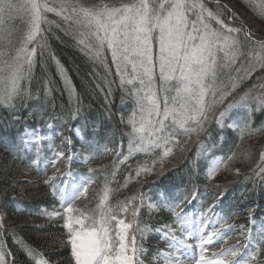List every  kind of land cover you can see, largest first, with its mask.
<instances>
[{
	"label": "snow or ice",
	"instance_id": "snow-or-ice-1",
	"mask_svg": "<svg viewBox=\"0 0 264 264\" xmlns=\"http://www.w3.org/2000/svg\"><path fill=\"white\" fill-rule=\"evenodd\" d=\"M246 6L264 20V0H247ZM49 14L59 19H50ZM239 20L232 7L220 0H0V108L15 113L27 108L28 101L39 99L31 85L34 69L44 66L47 54L56 65L69 104H74L66 115L49 119L64 123L87 119L71 78L51 51L49 41L55 30L70 36L75 47L106 73L111 74L114 67L121 104H132L126 117L120 113L126 153L122 140L119 148L112 150L115 154L110 168L104 166L98 189L96 168L88 167L87 175L61 172L57 165L65 152L49 144L51 157L45 162V172L49 163L55 172L43 183L59 207L54 204L49 210L41 206L38 214L48 220H63L66 241L60 243L70 246L72 264H145L149 252L145 241L153 233L166 248L152 253V264H264V220L257 224L249 210L247 226L237 229L235 222L229 223L235 214L217 211L226 190L199 213L183 207L202 195L198 190L192 191L191 199L185 193L183 199L175 201L166 193L154 200L141 190L113 202L114 194L129 182L167 175V162L177 150L194 152V159L185 158L182 163H192L197 171L199 161L205 160L204 175L209 182L222 170L241 175L238 168H232L233 163L250 161L253 152L242 148L240 142L264 135V124L254 126L255 114L264 112V38L247 25L237 24ZM254 74L256 82L241 91ZM101 79L105 83L97 87L102 91L107 87L105 103L111 119L114 81H108L107 75ZM53 83L44 81L45 97ZM213 125L218 129V140L213 138ZM74 130L80 131L79 127ZM228 131L236 133L235 148L239 151L230 146L228 154L215 155L227 142ZM50 139L33 129L26 130L21 143L27 150L35 147L39 158L42 143ZM64 143L71 149L70 137L61 141ZM94 155L93 146L85 143L66 159L72 162L82 158L87 165ZM140 155L145 159L137 160L124 184L113 188L119 166ZM249 171L245 183L251 181L254 187L264 184V148ZM213 187L219 190L222 186ZM81 200L91 201L92 206H77ZM144 209L149 218L153 211H167L171 222L159 227L145 223ZM17 228L0 211V264H17L6 242L8 237L29 264H52L19 235ZM232 233L237 237L229 243Z\"/></svg>",
	"mask_w": 264,
	"mask_h": 264
},
{
	"label": "trees",
	"instance_id": "trees-1",
	"mask_svg": "<svg viewBox=\"0 0 264 264\" xmlns=\"http://www.w3.org/2000/svg\"><path fill=\"white\" fill-rule=\"evenodd\" d=\"M232 1H235L240 8L251 11L246 6V0ZM252 14L264 25V20L256 17L253 12ZM49 17L50 19H57L54 14H49ZM240 23V20L237 21V24ZM49 43L51 51L55 53L72 80L79 99L82 101L83 113L87 119L69 123H64L61 119H49L52 116L62 117L66 115L69 108L73 107L74 104H69V96L64 91V84L56 70V65L45 54L44 66L38 65L34 69V80L31 85L33 95H39V99L28 101L27 108H21L15 113L0 108V211L6 213L8 222L18 226L19 235L41 250L52 261V264H72L70 246L66 243L63 245L60 243L66 241L65 230L62 228L63 220H48L38 214L41 206L51 210L54 204L58 207L59 203L54 200L48 187L43 183L45 178L37 181L25 179L26 177L32 179L38 172L36 168L30 165L31 159L26 151L19 150L22 131L24 127L45 129L47 124L52 123L57 131L55 144L58 146L59 144L62 145L61 141L69 134V127L79 126L86 143L91 144L95 150L90 167L98 170L97 174H94L98 177L95 185L98 189L102 186L104 166L110 168L115 154L112 150L118 149L122 140L123 149L126 153L127 138L121 136L124 126L121 124L119 115L122 112L126 117L127 114L123 112L125 107L121 104L122 93L119 90V78L115 75L114 67L111 68V74L106 73L103 67L94 65L75 47L70 36L58 30H55V34L51 36ZM108 59L110 62V54ZM97 72L99 76L96 75ZM105 75H107L108 81H114L112 84L113 94L110 98L113 101L111 119L107 115L109 106L105 103L104 93L107 91V87L105 86L103 91L97 87V84L105 83L101 79ZM255 75L250 78V81L244 83L241 91L246 90V88L251 87L252 83L256 82ZM46 79L54 82L52 91L47 97L43 95V83ZM30 112L33 115H29ZM261 124H264V112L256 113L254 116V126H260ZM212 131L213 138L218 140V129L215 125L212 126ZM225 135L227 142L222 145V150L218 147L215 155L228 154L230 146L239 151L235 148L237 143L236 133L228 131ZM240 144L242 148H250L253 156L250 161L241 159L233 163L232 168L240 170L241 175L239 176L234 171L222 170L220 172L224 175L221 178L222 180L218 179L217 176L216 179L209 182L204 175L207 167L206 161L203 159L199 161L197 171L192 163H182L185 158L194 159V152L181 153L177 150L167 162L169 169L167 175L164 177L152 175L141 178L139 182L131 181L127 187L119 188V191L113 196V202L138 194L141 190L146 195L152 196L154 200H159L161 195L166 193L171 201L183 199L185 193L191 199L192 191L198 190L202 195H199L194 202L198 201L199 198H203L209 206L214 203L215 197L219 195L220 191L226 190L227 194L222 204L217 207L218 211L234 213L233 217H236L242 212H249L247 210L251 208L261 207V213L264 215V184L257 183L254 187L251 181L244 182V176L251 175L249 170L259 160V152L264 148V135L245 138ZM105 149H108V151L104 153ZM144 159L145 157L140 155L130 160L128 164L120 165L116 178L117 182H114L111 186L117 188L123 185L124 177L135 167L137 160L143 161ZM3 165L8 168H2ZM129 165H131V168ZM216 184L222 187L217 190L213 187ZM13 195H16L15 200L12 199ZM89 195L91 196L92 193L90 192ZM86 204L89 207L92 206V202L89 200L77 202L79 207ZM186 205H183V207ZM143 220L154 227H159L161 224L170 223L171 216L167 211L161 210L159 212L153 211L151 218H149L148 210L144 209ZM6 242L15 254L17 264H29L25 255L13 244L11 237H8ZM145 246L149 249L145 257V264H152V253L158 248H166V244L160 240L159 235L154 233L149 235L145 241Z\"/></svg>",
	"mask_w": 264,
	"mask_h": 264
},
{
	"label": "rangeland",
	"instance_id": "rangeland-1",
	"mask_svg": "<svg viewBox=\"0 0 264 264\" xmlns=\"http://www.w3.org/2000/svg\"><path fill=\"white\" fill-rule=\"evenodd\" d=\"M220 2H222V1H220ZM223 2L228 3L229 6L232 7L233 11L240 16V22L241 23L247 25L252 30V32L254 31L253 33L256 36H258L260 38H264V25L262 23H260L253 16L251 11H249L248 9L240 8L239 5H237V3L235 1H232V0H225ZM57 19H59V18H57ZM123 106L125 107L123 112L128 115L132 110V104L129 102V103H125ZM120 120H121V117H120ZM24 136H25V133L21 134V140H22V138H24ZM21 140L19 142V150L23 149L29 155V157L31 159L30 165L33 166L34 168H36L40 172H45V162L51 156H47V154L44 152V145L42 144L41 153H40V156L38 158L37 154H36L35 147H33L31 150H27L22 145ZM103 152L105 153V150ZM33 160H37V163L33 164L32 163ZM48 166L51 168L50 163L47 165V167ZM2 168H8V167L3 165ZM223 177H224V175L222 173L218 174V179H221ZM206 205H207V202L205 201V199L199 198L198 201H196L190 205L187 204L185 206V208L188 211H194V212L199 213L200 211H204V210H207L209 208V206H206ZM249 210L253 211L252 214H253V217L256 219L257 224H259L262 220H264V215L261 213V207L251 208ZM249 210H247V211H249ZM232 222L236 223L237 229H239V227L241 225L247 226L249 224L248 212H242L240 215L233 217L232 220L229 221V223H232ZM231 235L233 238L229 241V243H234L235 239L237 237V233H232ZM219 246L220 245H217L216 247L218 248ZM160 264H163V262L161 261Z\"/></svg>",
	"mask_w": 264,
	"mask_h": 264
},
{
	"label": "bare ground",
	"instance_id": "bare-ground-1",
	"mask_svg": "<svg viewBox=\"0 0 264 264\" xmlns=\"http://www.w3.org/2000/svg\"><path fill=\"white\" fill-rule=\"evenodd\" d=\"M43 150V149H42ZM217 151V150H216ZM17 156V155H16ZM97 174V173H96Z\"/></svg>",
	"mask_w": 264,
	"mask_h": 264
},
{
	"label": "water",
	"instance_id": "water-1",
	"mask_svg": "<svg viewBox=\"0 0 264 264\" xmlns=\"http://www.w3.org/2000/svg\"><path fill=\"white\" fill-rule=\"evenodd\" d=\"M223 4H225V3H223Z\"/></svg>",
	"mask_w": 264,
	"mask_h": 264
}]
</instances>
